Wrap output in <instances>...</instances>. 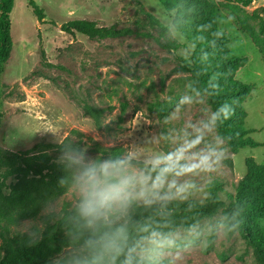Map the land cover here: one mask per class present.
I'll return each mask as SVG.
<instances>
[{
  "label": "rangeland",
  "instance_id": "1",
  "mask_svg": "<svg viewBox=\"0 0 264 264\" xmlns=\"http://www.w3.org/2000/svg\"><path fill=\"white\" fill-rule=\"evenodd\" d=\"M29 1L14 0L10 14L13 48L8 60L0 64V145L27 150L38 143L70 140L80 143L84 154L47 153L49 162L64 163L74 170L75 183L65 194L47 201L35 217L0 221V259L9 249V240L23 236L37 240L46 222L53 223L80 206L83 171L113 164L98 147L125 149L124 167L108 175L115 181L101 177L107 183L138 177L154 157L197 136L201 140L189 156L216 153L210 167L174 178L177 186H185L182 192L165 188L158 195L140 196V185L135 184L128 200L140 204L169 199L203 202L206 185L213 179L222 181L226 199V193L235 194L245 177L247 158L264 164V58L254 39L264 36L260 32L264 0L248 6L239 0H194L189 9H183L187 17L178 15V10L166 11L158 0H33L44 11L42 20ZM197 7L201 12L211 7L210 19L196 14ZM72 19L129 28L133 33L104 40L68 34L61 25ZM212 34H223L227 40L201 52L206 64L215 67L229 52L238 57L228 70H214L213 86L225 89L240 82L252 87L246 98L232 101L244 108L245 127L251 130L248 137L260 145L236 154L218 137L208 95L195 91L196 79L190 71L199 61L195 42ZM164 44L178 47L170 49ZM84 102L105 110L100 127L84 112ZM17 182L13 176L6 181L9 185ZM4 192L8 194L9 188ZM130 213L127 201L103 210L96 219L124 224ZM249 218L257 221L264 234V211ZM251 240V235L244 236L218 213L191 230L179 229L170 236L154 234L136 253L169 264H259ZM50 264H111V257L69 247Z\"/></svg>",
  "mask_w": 264,
  "mask_h": 264
},
{
  "label": "trees",
  "instance_id": "2",
  "mask_svg": "<svg viewBox=\"0 0 264 264\" xmlns=\"http://www.w3.org/2000/svg\"><path fill=\"white\" fill-rule=\"evenodd\" d=\"M166 11L178 10V15L187 17L183 9H189L194 0H158ZM243 6H248L254 0H239ZM33 12L39 20L44 17V11L33 1H29ZM14 7V0H0V64L6 62L13 48L11 36L10 14ZM194 12L210 19L213 11L206 7ZM155 23L156 19L146 14ZM202 17V16H201ZM260 32L264 34V20L260 21ZM61 29L68 33H80L90 39H114L132 34L129 28L114 26H99L94 20L72 19L61 25ZM255 41L264 58V36H255ZM223 34H212L208 38L196 41L198 62L190 67L196 79L195 91L208 95L209 103L216 121L217 135L225 140L231 151L236 154L247 147H257L260 144L248 137L251 130L245 127L246 112L238 102L233 105V98H246L252 87L240 82H234L228 87L218 89L213 86L214 70L226 71L238 60L229 52L225 61L215 67L206 64L201 52L211 50L216 44L226 42ZM163 46L176 49V44ZM231 103V105H229ZM227 105V118L218 112L221 106ZM84 112L89 115L97 127L101 126L104 109L95 107L87 102L83 103ZM159 115L162 111L159 110ZM2 114L0 113V120ZM236 120L239 122L236 123ZM236 123V124H233ZM103 155L111 158L113 164L120 162L125 153L123 147H98ZM84 154L80 143L64 140L60 143H38L27 150H10L0 145V221H13L35 217L40 208L49 200L63 194L75 183L74 170L64 163L49 162L47 153ZM150 165L147 167L149 169ZM247 173L237 186L235 194L226 193L223 199L222 181L213 179L206 185L207 196L203 202L194 199L179 201L176 199L162 200L158 203L140 204L132 199L128 200L130 216L126 223H107L97 219L89 220L80 213V206L66 211L55 222H46L39 239L30 240L29 237H16L9 240L8 251L0 259V264H50L51 260L64 249L81 248L91 253L110 254L111 264H125L126 259L131 264H169L138 256L136 251L141 243L154 234L170 236L179 229L191 230L202 219L210 218L222 213L228 224L238 228L253 240L256 261L264 264V236L257 221L253 222L249 216L264 211V164H258L254 158L246 159ZM16 177L15 184H7L10 177ZM108 181H115L113 176H107ZM9 188V193L4 192ZM252 223V224H251ZM250 226L248 228V225ZM259 242H256L258 240Z\"/></svg>",
  "mask_w": 264,
  "mask_h": 264
},
{
  "label": "clouds",
  "instance_id": "3",
  "mask_svg": "<svg viewBox=\"0 0 264 264\" xmlns=\"http://www.w3.org/2000/svg\"><path fill=\"white\" fill-rule=\"evenodd\" d=\"M217 111L222 113L224 118H227L229 107L223 105ZM200 140L201 137L197 136L190 143L179 145L173 151L154 157L146 172L138 177H122L116 183H107L101 177H107L110 171L122 169L124 167L123 161L114 164L106 163L99 169L96 167L86 168L80 176L83 194L80 204L81 215L89 218L91 222V220L99 218L103 210L111 208L113 205H125L131 195L130 189L135 184L140 185V196H146L149 193L158 195L165 188L169 190L176 188L177 192L184 191L185 186H177L174 178L187 175L197 168L210 167L212 156L216 155L213 151L207 154L189 156L190 149L195 147ZM125 264H131V260L126 259Z\"/></svg>",
  "mask_w": 264,
  "mask_h": 264
}]
</instances>
